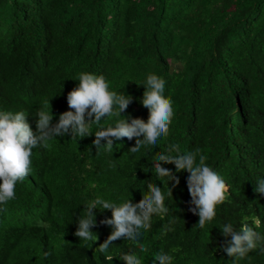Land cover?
Instances as JSON below:
<instances>
[{
	"label": "trees",
	"instance_id": "obj_1",
	"mask_svg": "<svg viewBox=\"0 0 264 264\" xmlns=\"http://www.w3.org/2000/svg\"><path fill=\"white\" fill-rule=\"evenodd\" d=\"M81 72L103 75L110 90L131 95L122 115L145 122L142 84L150 73L163 78L175 111L170 134L135 153L136 138L96 149L95 132L123 118L112 117L93 124L89 137L69 134L34 148L32 171L17 183L15 199L0 205V264H126L120 257L130 251L143 264H156L161 251L172 264H232L222 225L239 231L247 218L264 235V194L255 191L264 179V0H0V111H24L36 132L35 114L48 100L55 125L71 110L67 95ZM170 145L180 153L198 149L197 163L205 155L228 185L204 228L190 210V173L163 161L179 185L155 173L159 153L177 155ZM149 182L162 188L168 212L152 217L140 240L146 253L124 238L110 245L113 260L99 251L113 231L100 223L110 210H94L96 242L75 235L86 203H139ZM238 264H264V253L251 251Z\"/></svg>",
	"mask_w": 264,
	"mask_h": 264
},
{
	"label": "clouds",
	"instance_id": "obj_2",
	"mask_svg": "<svg viewBox=\"0 0 264 264\" xmlns=\"http://www.w3.org/2000/svg\"><path fill=\"white\" fill-rule=\"evenodd\" d=\"M79 83L67 95L69 111L59 116L55 125L51 122L54 113L49 111L50 101H43L37 109V131L34 132L27 120L28 115L24 111L16 113L0 111V205H6L8 201L15 199V188L18 182H22L32 171V150L38 146H48V142L54 138L71 135L72 139L85 138L93 135L90 131L93 124L99 125L102 119L123 117L116 119L113 124L102 127L95 132L93 141L96 149L104 146L108 151L114 149V139L122 140L136 138V145L129 151L135 153L141 147L156 146L158 139L167 138L170 134V125L173 122L175 111L172 100L164 95L166 81L156 74L147 75L142 84L145 87L142 105L149 110L147 122L142 118L125 117L122 113L128 108L133 100L131 95L117 93L110 90V84L103 75H95L90 72H81L77 79ZM94 117V119H93ZM130 121V122H129ZM143 139H140V137ZM106 140V144L101 141ZM169 152L176 151L177 155L161 152L154 161L155 173L158 177H172L176 185L180 181L174 173L163 167L161 161L174 164L176 171L190 173L187 178V186L191 195V203L194 205L190 210L199 216L196 226L204 228L214 220L217 207L222 205L229 192L225 180L209 167L205 161L207 157L197 155L199 150L179 152L178 145H170ZM149 192L143 193L139 203H133L132 199H123L121 202H113L101 197L85 204L79 216L78 228L75 235L83 241L98 240L92 228L96 226L95 209L101 211L110 210L111 218L102 220L100 223L113 228L107 240L98 247L101 253L109 261L113 257L108 250L113 241L124 238L131 240L139 248L140 252H147L148 248L140 240L144 232L151 229V219L154 215L167 214L165 206V194L160 186L151 182L147 184ZM255 191L264 194V179L256 183ZM172 196V189L168 192ZM6 209L0 208V211ZM259 225V221H256ZM40 227L47 228L48 224L41 222ZM225 237H231V241L224 246L223 250L229 257L235 258L232 264H238L249 252L259 249L264 253V235L255 231L247 223V218L242 222L239 231L235 230L232 223H226L220 227ZM156 264H172L173 256L163 251L154 254ZM126 264H143V258L136 252H127L120 257Z\"/></svg>",
	"mask_w": 264,
	"mask_h": 264
},
{
	"label": "rangeland",
	"instance_id": "obj_3",
	"mask_svg": "<svg viewBox=\"0 0 264 264\" xmlns=\"http://www.w3.org/2000/svg\"><path fill=\"white\" fill-rule=\"evenodd\" d=\"M173 66L175 67V66H178V65L177 64H174Z\"/></svg>",
	"mask_w": 264,
	"mask_h": 264
}]
</instances>
